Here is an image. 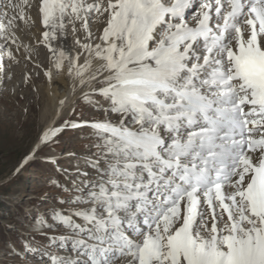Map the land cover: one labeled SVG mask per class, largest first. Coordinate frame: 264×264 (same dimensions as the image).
Listing matches in <instances>:
<instances>
[{"label": "bare ground", "instance_id": "obj_1", "mask_svg": "<svg viewBox=\"0 0 264 264\" xmlns=\"http://www.w3.org/2000/svg\"><path fill=\"white\" fill-rule=\"evenodd\" d=\"M37 3L38 0H0V58L3 59L0 87L8 85L10 78L6 77L10 73H19L14 65L20 63L22 53L23 59L32 63H47L41 76L44 82L34 91L40 97V120L44 124L30 149V156L55 139L63 128L73 127L74 123L79 125L78 121L57 122L70 115L80 99L96 101L94 98L101 95L105 101L113 103L112 110L116 113L113 117H117V121L104 119L84 123L98 131L100 137L107 138L108 135L102 128L129 130L130 127H126L128 121H133L131 126L150 127L154 120L138 113L128 93L136 88L137 78L156 74L163 66L159 63L163 54L158 49L164 43L171 22L153 26L148 21V12L139 11L137 7L141 0H72L56 26L46 27L40 23ZM178 22L181 21L175 23ZM232 24H237L241 33L245 31L241 22H229ZM18 34L30 37L33 48L24 49L22 43H18ZM235 38L233 35L230 39ZM190 53V58L184 62L197 65L205 51ZM214 53L217 57H213ZM223 55L220 47L215 49L209 55V62L197 69L194 77L185 72L178 83L214 89L216 85L207 72L215 64H225ZM118 145L121 155L115 157V161L102 164L88 159L92 166L109 173L101 176V181H97L99 173L92 174L96 175L94 179H87L99 185L98 190L92 189L84 198L91 200L85 204L89 208L83 204L85 208L82 209L51 214L55 216L56 225L66 226L56 239L58 249L66 250L60 247L63 245L71 251L67 254L38 250L42 263L47 260L49 263L46 264H264V240L259 228L254 226V220L242 218L236 226L235 236H231L230 227L239 214V191L243 189L245 177L237 184L229 182L225 185L229 216L222 214L216 205L214 215L210 214L205 203L207 198L213 199V193L207 191L199 201L193 227L185 229L184 197L164 193L151 195L154 188L162 190L163 184H152L136 159L138 155ZM63 157L72 158V155ZM60 159L54 156L47 160L56 163ZM59 173L69 179L80 171L71 169L69 173ZM72 183L79 187L78 182L73 180ZM135 200L142 209L136 207ZM125 205L129 206L121 208ZM155 215L157 219H154ZM46 222L49 221L43 219L42 212L34 224L43 229ZM146 222L147 225H143ZM121 242H125L130 250L125 251ZM134 248H138L140 254Z\"/></svg>", "mask_w": 264, "mask_h": 264}, {"label": "rangeland", "instance_id": "obj_2", "mask_svg": "<svg viewBox=\"0 0 264 264\" xmlns=\"http://www.w3.org/2000/svg\"><path fill=\"white\" fill-rule=\"evenodd\" d=\"M89 27L92 28L91 23ZM19 34L18 43H22L26 50L33 48L30 37ZM42 53L45 54L44 50ZM20 56V63L14 65L19 73L16 74V71L15 76L10 73L6 77L10 78L8 85L0 87V264H46L49 261L42 263L38 250L67 254L71 251L63 245L60 247H65L66 250L57 247L56 239L66 226L56 225L54 215L69 209H82L83 204L88 205L91 200L86 201L84 198L92 189L98 190L99 185L87 179H94L96 175L92 174L99 173L101 175L98 180L95 179L101 181V176L109 174L92 166L88 159L103 164L115 161L121 154L118 144L100 137L97 131L84 125L63 128L55 139L30 156V149L37 141L44 124L40 120V97L34 91L38 84L44 82L41 76L47 63L43 61L42 66L41 63L35 64L23 59V53ZM2 63L3 59L0 58V69ZM32 79L34 80L31 82ZM94 99L96 101L80 99L70 115L61 117L57 123H85L104 119L117 121V117H113L116 113H113L111 101H105L101 95ZM76 124L74 123L75 126ZM66 154H71L72 158L63 157ZM54 156L62 159L56 163L47 160ZM76 158L81 161L74 162ZM59 162H62L63 168H60ZM71 169L79 170L80 174L66 179L65 175L59 173H69ZM73 180L78 182L79 187L73 185L74 182L71 184ZM42 209L43 214L50 215L49 222L44 224L43 229L34 224L35 217L40 216Z\"/></svg>", "mask_w": 264, "mask_h": 264}]
</instances>
